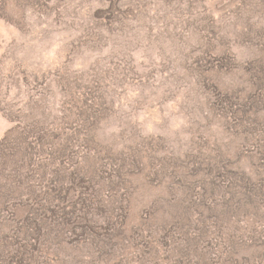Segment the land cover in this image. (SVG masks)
Returning <instances> with one entry per match:
<instances>
[{"label": "rangeland", "instance_id": "1", "mask_svg": "<svg viewBox=\"0 0 264 264\" xmlns=\"http://www.w3.org/2000/svg\"><path fill=\"white\" fill-rule=\"evenodd\" d=\"M10 151L5 264H264V0H0Z\"/></svg>", "mask_w": 264, "mask_h": 264}, {"label": "trees", "instance_id": "2", "mask_svg": "<svg viewBox=\"0 0 264 264\" xmlns=\"http://www.w3.org/2000/svg\"><path fill=\"white\" fill-rule=\"evenodd\" d=\"M62 79V78H61ZM60 86H61V89L64 91V94H65V99H64V102H63V105H65V103H67V106L68 107H70L71 108V110L72 111H75V109H77L78 111H80L81 113H83V111H86L87 112V109L89 108L88 107V105H87V101H88V98H86L84 95H83V92L81 93V96H82V98H83V101H82V104H77L78 103V100L77 101H75V102H70L69 100H71V95H72V93H71V91H72V88H70V87H67L65 84H63V82H61L60 81ZM47 94L48 93H52V92H54V89H52L50 86H48V84H47ZM52 91V92H51ZM52 99V97L50 98V100ZM48 101V105H46L45 104V106H44V110L48 107V108H50L51 106H53V102H51V101ZM65 100H66V102H65ZM69 103H71V104H69ZM63 109H64V112H65V110H67L66 109V107L64 106L63 107ZM47 111H48V109H47ZM90 111H91V114L93 113V108H90ZM46 113V112H45ZM69 113H71V112H69ZM94 114V113H93ZM92 117H93V115H92ZM40 119H44V116L43 117H39L37 120H33V121H31V123L29 124V126H26V128H24L25 130H26V132H24V135L25 136H28V135H32L31 133H29V131H31V130H36L35 131V133H34V136H35V139L37 140V143L39 144V142H40V137L39 136H41L42 137V134H44L45 133V126H44V124H42V123H40L39 122V120ZM27 129H29V130H27ZM82 132H83V136H84V138H85V140L88 138V140H89V138H92V136L94 135V133H93V131H91V132H89L88 131V129H85V130H83L82 129ZM82 134V133H81ZM23 142L27 145V147H26V152L24 153V156H23V159L25 160V162H29V163H27L28 164V166L31 164V162H32V151L31 152H28L29 150H31L32 149V147H31V145L32 144H28V142H27V139L26 138H23ZM90 142L88 141L87 142V146H88V144H89ZM92 143V142H91ZM90 143V144H91ZM37 144V145H38ZM131 152V154L132 155H130V158H131V160H132V158L133 157H135V155L133 154V151H130ZM11 157H12V155H11V151H10V153H8V154H5V153H2L1 154V158H0V162L3 164V165H5L6 164V162H9V159H11ZM134 160H135V158H133ZM6 238V240L8 239V237H5ZM26 238H23V240H25ZM4 252L5 251H0V264H5L6 263V260H7V257H6V253L4 254ZM18 251L15 249L14 250V257H19V255H18ZM17 263L18 264H23V262L21 261V260H18L17 261Z\"/></svg>", "mask_w": 264, "mask_h": 264}]
</instances>
